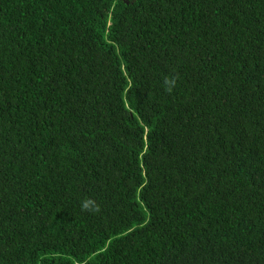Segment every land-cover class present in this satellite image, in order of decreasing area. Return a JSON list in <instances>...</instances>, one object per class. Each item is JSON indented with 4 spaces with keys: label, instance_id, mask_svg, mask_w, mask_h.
Returning a JSON list of instances; mask_svg holds the SVG:
<instances>
[{
    "label": "trees",
    "instance_id": "trees-1",
    "mask_svg": "<svg viewBox=\"0 0 264 264\" xmlns=\"http://www.w3.org/2000/svg\"><path fill=\"white\" fill-rule=\"evenodd\" d=\"M0 264H264V0H0Z\"/></svg>",
    "mask_w": 264,
    "mask_h": 264
}]
</instances>
